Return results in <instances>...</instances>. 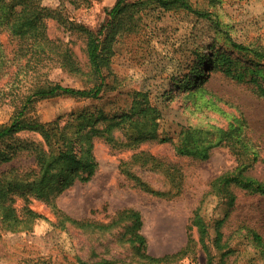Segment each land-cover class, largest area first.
<instances>
[{"label": "rangeland", "instance_id": "374dc122", "mask_svg": "<svg viewBox=\"0 0 264 264\" xmlns=\"http://www.w3.org/2000/svg\"><path fill=\"white\" fill-rule=\"evenodd\" d=\"M60 1L43 0V5L57 8L61 4L72 21L97 30L107 22L108 11L117 0H90L79 7L67 0ZM143 1L144 8L135 14L138 26L116 38L114 55L106 69L108 87L99 98L59 96L39 100L32 106L29 117L43 123L61 118V124L71 126L72 130L83 123L82 114L92 120L83 125L88 130L92 126L102 128L100 123L93 124L100 112L116 116L115 121L123 117L127 120L118 127L113 143L106 140L105 134L92 138V153L98 165L89 181L76 180L68 188L51 190V201L36 195H27V200L17 196L14 206L18 214L28 206L42 217L35 220L30 230L12 232L0 225V264H79L81 259L100 258L114 259L118 264H144L124 241L126 223L106 230L96 226L83 228L65 216L108 225L121 210L139 211L148 253L161 257L186 245L190 218L203 198V214L208 220L221 218L230 210L222 229L227 250H231L226 257L228 264H264V255L248 230L255 229L264 238V196L236 190L237 200L230 209L219 203L216 196L207 195L211 181L236 165L230 150L215 147L208 159L198 160L178 155L173 142L185 128L226 129L243 115L262 149L263 161L250 173L264 179V97L254 92L251 72L247 82H237L218 70L209 74L206 68L213 64L212 54L216 50L224 51L228 58L237 57L225 41V32L238 43L264 49V0H191L195 6L213 12L212 17L221 22L223 33L204 18L181 10L165 11L151 0ZM48 34L67 43L87 69L82 37L53 20H48ZM0 40L9 61V68L0 77V124H4L14 112L8 92L14 84L23 92L28 82L23 75L20 82L13 81L22 63L15 58L17 42L7 32L0 34ZM240 65L251 66L250 62ZM257 67L259 82L264 87V61ZM49 79L73 88L90 86L86 77L58 67L50 71ZM202 87L213 94L203 93ZM134 92L146 93L159 111L154 121L156 137L142 142L136 138L146 137H139L136 130L130 129L127 117ZM22 137L40 140L38 136ZM35 167L33 156L20 154L3 164L0 174H21ZM192 237L198 242L196 252L172 264H206L196 229ZM220 259V254L216 255L215 260Z\"/></svg>", "mask_w": 264, "mask_h": 264}, {"label": "trees", "instance_id": "16d2710c", "mask_svg": "<svg viewBox=\"0 0 264 264\" xmlns=\"http://www.w3.org/2000/svg\"><path fill=\"white\" fill-rule=\"evenodd\" d=\"M62 1V0H61ZM60 1V2H61ZM74 6L86 5L90 0H67ZM117 0L108 11V20L97 30L90 29L81 23L71 20L65 14L62 6L51 8L43 5V0H0V34L7 32L17 42L15 58L18 62L13 81L20 82V76L26 77L28 85L25 91L19 92V86H12L7 95L14 112L7 123L0 124V167L20 154L34 157L36 167L21 174L14 171L8 175L0 174V225L3 229L19 232L30 230L36 219L42 216L28 206H24L23 213H17L14 206L17 196L26 198L36 195L51 201V190L70 187L76 180L89 181L97 168V162L92 153V138L106 135L108 142L113 143L114 134L126 122L123 117L115 121L116 116L108 117L100 112L93 124H101L102 128L92 126L91 130L84 129V123L92 122L89 115L82 114L83 123L75 130L69 125H62L61 118L43 123L29 117V112L35 102L59 96H70L81 99H97L106 87V69L109 68L114 55V44L117 36L126 31H133L137 26L135 14L146 4L143 0ZM165 11L181 10L186 13L204 18L215 26L219 33L225 32L221 22L214 19L213 12L195 6L191 0H151ZM48 20L55 21L60 27L82 37L85 43L87 69L85 70L73 50L60 39H53L48 34ZM225 41L230 44L235 59L216 50L212 57L208 73L219 71L225 78L237 82H247L248 72H251L250 82L257 95L264 97V87L259 82L258 65L264 61V49L236 42L227 32ZM250 62L251 66L240 64ZM203 66L204 60H201ZM61 68L74 75L84 76L90 86L87 88H73L53 82L49 73L54 68ZM9 68V61L0 40V77ZM204 74L203 71L200 72ZM208 74V75H209ZM207 75V77H208ZM207 81V80H206ZM203 93H212L208 88H201ZM15 90H18L15 91ZM130 129L136 130L142 142L155 138L154 121L159 117V111L154 107L143 92H134L132 110L127 115ZM133 117V118H131ZM98 121V122H95ZM152 129L153 132H149ZM148 133V134H147ZM22 134L38 136L39 141ZM166 139H164L165 141ZM168 140V139H167ZM175 151L180 156H189L198 160H206L215 147H224L234 156L236 165L214 178L207 195H214L219 203L232 209L237 200L236 190L251 195L264 196V179L253 176L250 172L262 159V149L258 139L254 136L249 121L245 116L224 129L218 126L211 128L183 129L177 141H174ZM140 184V182H139ZM145 187L144 184H140ZM147 189V188H146ZM203 198L194 210L188 225V239L186 245L178 252L161 257H154L148 253L147 240L141 233L143 225L141 213L134 209H124L117 213L108 225L79 222L65 216V219L83 228L97 227L109 229L123 223L127 224L124 241L129 243L138 259L144 264H172L188 253L196 252L198 242L192 237V231L197 230L199 243L207 257L206 264H228L226 257L231 253L224 241L223 226L229 217L230 210L221 218L208 220L203 214ZM56 209V208H55ZM252 240L264 255V238L257 230L249 228ZM220 254L221 259L215 260ZM79 264H118L114 259L100 258L79 260Z\"/></svg>", "mask_w": 264, "mask_h": 264}]
</instances>
